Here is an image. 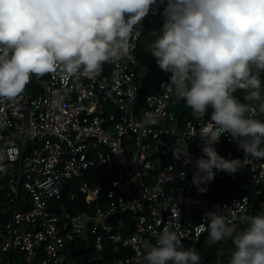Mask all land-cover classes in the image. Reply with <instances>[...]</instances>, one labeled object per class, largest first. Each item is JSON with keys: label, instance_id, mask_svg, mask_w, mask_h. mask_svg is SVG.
<instances>
[{"label": "built area", "instance_id": "1", "mask_svg": "<svg viewBox=\"0 0 264 264\" xmlns=\"http://www.w3.org/2000/svg\"><path fill=\"white\" fill-rule=\"evenodd\" d=\"M162 11L163 5H154L140 32L133 33L130 53L105 63L98 75L33 76L36 94L30 82L15 101L0 100V181L8 175L14 206L6 238L0 239V264H10L13 250L26 252L28 260L40 254L37 264H61L69 257L67 244L86 233L94 236L98 250L105 241L114 249H130L109 264H147L145 244H155L165 225H171L188 249L207 231L205 212L217 205L228 206L220 212L231 225L239 224L241 214L264 212V158L244 157L227 133L219 142L233 146L241 169L217 172L202 185L206 192L197 190L192 176L193 162L201 157L195 151L203 143L199 127L210 117L178 118L176 92L160 87L171 73L148 80V92L139 103L142 72L136 52L149 24L162 27ZM252 115L264 121V115ZM185 142L193 158L187 164L173 155ZM181 172L186 173L183 179ZM76 179H82L78 189L87 207L72 212L59 201L66 188L75 198ZM20 187L28 194L21 200ZM234 201L241 207L231 208ZM122 215L128 219H120L116 230L109 219Z\"/></svg>", "mask_w": 264, "mask_h": 264}, {"label": "clouds", "instance_id": "2", "mask_svg": "<svg viewBox=\"0 0 264 264\" xmlns=\"http://www.w3.org/2000/svg\"><path fill=\"white\" fill-rule=\"evenodd\" d=\"M154 5H163L164 20L150 33V55L171 73L160 87L174 90L198 121L211 110L209 123L199 127L202 156L193 162L186 142L173 152L194 163L192 182L206 192L202 185L217 172L241 169V159L215 149L222 134L244 157L264 158V121L252 115H264V0H0V100L15 101L33 76L98 75L105 63L130 53L133 33ZM240 207L234 201L231 208ZM222 208L228 206L204 214L208 243L231 240L228 264H264V212L241 214L235 228ZM145 251L147 264H201L200 253L185 249L171 225Z\"/></svg>", "mask_w": 264, "mask_h": 264}, {"label": "trees", "instance_id": "3", "mask_svg": "<svg viewBox=\"0 0 264 264\" xmlns=\"http://www.w3.org/2000/svg\"><path fill=\"white\" fill-rule=\"evenodd\" d=\"M160 29L161 28L158 26L149 24L146 27L144 39L136 52L137 59L139 61L138 71L142 72L140 88L138 92L140 104H142L144 96L148 92V80L157 81L170 75V73L163 72L158 67L156 59L150 55L151 42L155 39V37L150 33L153 31L159 32ZM261 76L264 78V73H261ZM31 82V90L36 94L38 91L36 90V83H34V81ZM235 94L240 97L241 102H244V93L242 91H237ZM175 104L176 105L173 109H175L178 118L194 119L191 115V109L186 106L183 99H177ZM210 111L211 110H209V114L206 115L207 117H210ZM214 147L217 152L226 159H236L238 156V153L233 148V146L224 140L216 143ZM195 151L198 155L202 156L201 148H198ZM7 177L8 175L0 181V239L6 238L5 225L9 220L11 211L14 207L13 202L10 200L8 195L9 188L7 185ZM73 181L76 192L75 198L71 199L68 189L66 188L63 190V197L59 203H62L63 207L72 212H79L85 209L87 204L85 202L83 192L78 189L82 179H76ZM221 193V189L219 188L218 195H221ZM24 196L27 197L28 194L24 188L20 187L19 199L21 200V198ZM59 203L57 202V204ZM18 208L22 209L25 208V206L18 203ZM120 219L127 221L128 217L127 215H122L120 218L114 217L109 219V221L113 223L116 230H120L119 227L121 226V223L119 222L122 221ZM230 226L235 228L241 227L240 224ZM208 235L209 233L207 230L197 242L195 247V249L200 253L201 264H218V261H220V264H228V260L230 258L228 248L232 246L231 240L221 241L217 244L210 245L208 243ZM67 252L69 255L67 261L61 264H109L116 259L129 254L131 251L126 247L114 249V247L108 241H105L103 248L98 250L95 247L94 236L91 233H86L78 240V242H69L67 244ZM11 255L12 259L10 264H37L38 260L40 259V254H37L34 260H28L26 257V252L18 250H13ZM6 257H8V254H6Z\"/></svg>", "mask_w": 264, "mask_h": 264}]
</instances>
